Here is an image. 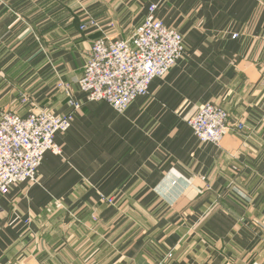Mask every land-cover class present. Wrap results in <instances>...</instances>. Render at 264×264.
Returning a JSON list of instances; mask_svg holds the SVG:
<instances>
[{
    "label": "crops",
    "instance_id": "crops-1",
    "mask_svg": "<svg viewBox=\"0 0 264 264\" xmlns=\"http://www.w3.org/2000/svg\"><path fill=\"white\" fill-rule=\"evenodd\" d=\"M151 6L183 58L124 113L87 103L92 43ZM60 82L83 108L37 183L0 195V264H264V0H0V112L63 115ZM207 103L246 129L201 143L187 121Z\"/></svg>",
    "mask_w": 264,
    "mask_h": 264
},
{
    "label": "built area",
    "instance_id": "built-area-1",
    "mask_svg": "<svg viewBox=\"0 0 264 264\" xmlns=\"http://www.w3.org/2000/svg\"><path fill=\"white\" fill-rule=\"evenodd\" d=\"M156 8L150 7L145 22L130 39L104 37L92 43L78 81L87 103L106 102L124 113L137 98L149 95L153 81L164 78L183 58V35L159 20ZM89 25L95 22L88 21L80 29ZM58 88L68 97L69 111L63 115L39 109L27 116L13 110L0 112V195H8L19 184L37 183L45 155L61 154L56 136L69 131L83 104L74 99L69 83L60 82ZM187 124L201 143L215 145L231 132L246 129L245 123H233L230 113L213 103L202 106ZM100 200L109 205L116 202L115 197L104 195Z\"/></svg>",
    "mask_w": 264,
    "mask_h": 264
},
{
    "label": "rangeland",
    "instance_id": "rangeland-1",
    "mask_svg": "<svg viewBox=\"0 0 264 264\" xmlns=\"http://www.w3.org/2000/svg\"><path fill=\"white\" fill-rule=\"evenodd\" d=\"M30 102H32L31 99L29 97H27L26 94H23L22 99H21L22 105H28Z\"/></svg>",
    "mask_w": 264,
    "mask_h": 264
}]
</instances>
